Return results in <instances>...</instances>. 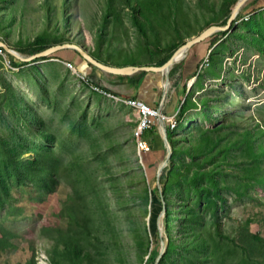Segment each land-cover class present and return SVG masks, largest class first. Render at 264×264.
<instances>
[{"label": "rangeland", "instance_id": "obj_1", "mask_svg": "<svg viewBox=\"0 0 264 264\" xmlns=\"http://www.w3.org/2000/svg\"><path fill=\"white\" fill-rule=\"evenodd\" d=\"M239 1L0 0V42L29 57L43 37L107 66H155ZM252 1L208 38L174 146L156 127L146 162L135 111L79 73L77 52L22 62L0 48V264H154L160 240L162 264H264V7Z\"/></svg>", "mask_w": 264, "mask_h": 264}, {"label": "crops", "instance_id": "obj_2", "mask_svg": "<svg viewBox=\"0 0 264 264\" xmlns=\"http://www.w3.org/2000/svg\"><path fill=\"white\" fill-rule=\"evenodd\" d=\"M208 46V42L204 41L192 46L187 51L176 74L180 75L179 86L174 88L175 92L169 97L165 96L164 99L162 89L164 75L161 73L143 72L142 74L137 75V73H140L137 72L129 76L110 75L99 71L91 65H87L84 61L82 66L79 67V73L87 76L90 83L104 88L105 91H108L116 97L138 99L149 107L155 109H159L160 104L163 101L161 105V113L167 117H171L178 110L179 101L182 97V86L186 83L189 77L196 73L200 62L205 58ZM111 67L114 66L111 65ZM135 75L136 77H133ZM147 134H149V131L145 133L146 136ZM151 134H155V130H153ZM157 143V139L151 141L152 146H157Z\"/></svg>", "mask_w": 264, "mask_h": 264}, {"label": "water", "instance_id": "obj_3", "mask_svg": "<svg viewBox=\"0 0 264 264\" xmlns=\"http://www.w3.org/2000/svg\"><path fill=\"white\" fill-rule=\"evenodd\" d=\"M248 0H240L232 9L231 15L228 18L226 24L223 27H217V26H212L207 28L206 30L202 31L199 35H197L196 37L190 39L189 41H186L183 45H181L178 49L175 50V52L172 54V56L161 66H144V67H137V66H127V67H111V66H107L104 65L98 61H96L95 59H93L85 50H83L82 47L74 44V43H65V44H60V45H54L52 47H49L39 53H36L34 55H31L29 57H23L21 56L19 53L9 49L5 44L0 42V48H2L5 52L9 53L10 55H12L13 57H15L16 59H19L22 62H28V61H32L34 59H40L46 56H50L60 50L63 49H71L75 52L78 53V55L84 60V62L87 65H91L92 67L98 69L99 71L103 72V73H107V74H111V75H117V76H129L132 75L134 73L137 72H157V73H161L165 76V82L163 84V99L165 98V93L167 90V86H169V72L170 69L172 68L173 65L177 64L178 62H180V60H182V58L184 57L185 53L194 45L208 39L211 35H213L216 32H223L226 29L229 28V26L231 25L233 19L235 18V16L237 15L238 11L240 10L241 6ZM179 51H183L184 55L180 58H177V53ZM163 102V101H162ZM162 102L160 104L159 109H157L158 112H160L161 110V105ZM159 126L161 128L162 134H163V143L167 145L168 141H167V137H166V132H165V124L162 121H159ZM171 152L170 150H168L167 147V157L169 158ZM165 162L162 163V165L157 169V173H156V184L159 185V173L161 172L162 167L164 166ZM162 211L160 213V217L163 216L164 214V203L162 201ZM158 230V234L159 237L161 239V232H160V228L159 226L157 227ZM164 252V245L162 240H160V248H159V252L157 257L155 258V262L154 264H158L159 260L162 256Z\"/></svg>", "mask_w": 264, "mask_h": 264}, {"label": "built area", "instance_id": "obj_4", "mask_svg": "<svg viewBox=\"0 0 264 264\" xmlns=\"http://www.w3.org/2000/svg\"><path fill=\"white\" fill-rule=\"evenodd\" d=\"M247 17L248 15L246 17H243V19L241 20H245L247 19ZM206 58L207 57H205L204 59ZM68 66H70V64H68ZM195 79H196L195 74L187 79L186 83L184 84L186 92H188L192 88ZM96 89L100 90L99 88ZM120 100L126 106L133 109L136 113L137 121L132 131V137L136 143V148L139 153L149 151V143L144 135L146 132L150 131L154 126L157 128L160 127L159 121H162L170 129H174L177 125L176 122L177 113H174L173 116L171 117H167L161 113V110L160 112H158L157 109L149 107L148 105H146L145 103H143L138 99L120 98Z\"/></svg>", "mask_w": 264, "mask_h": 264}, {"label": "trees", "instance_id": "obj_5", "mask_svg": "<svg viewBox=\"0 0 264 264\" xmlns=\"http://www.w3.org/2000/svg\"><path fill=\"white\" fill-rule=\"evenodd\" d=\"M252 5L254 6V7H252V8H254V10L256 9V10H260L262 7H264V0H253L252 1ZM252 10V9H251ZM253 10V11H254ZM219 34L220 35H226L227 34V31H223V32H219ZM204 41H207V39L206 40H204ZM204 41H202V42H204ZM202 42H200V43H202ZM56 43H61V42H56ZM200 43H198V44H200ZM46 45H48V40L47 39H45V38H43V37H37L36 39H34V41L32 42V44H31V49H30V52L33 54V53H37V52H41V51H43V50H45L46 48H48ZM60 45V44H59ZM212 45L211 44H209V46H208V50L210 49V47H211ZM2 49V48H1ZM207 50V51H208ZM207 51H206V54H207ZM158 52V51H157ZM179 53V52H178ZM177 53V54H178ZM210 53H211V51H210ZM209 53V54H210ZM205 54V55H206ZM170 57H163L162 59H160V60H158L157 61V63H156V65L155 66H161L162 64H164L168 59H169ZM84 61V60H83ZM179 66H180V63H177V64H175V65H173L172 66V68L170 69V72H169V76L170 77H172V76H175L176 74H177V72H178V70H179ZM197 73V72H196ZM195 73V74H196ZM177 76H179L180 77V75H177ZM194 83H195V81H194ZM194 83H193V85H192V88H193V86H194ZM191 88V89H192ZM191 89L188 91V93L191 91ZM104 92H106V93H109L108 91H105V90H103ZM182 91L185 93L186 91H185V85H183L182 86ZM185 107V101H182V103L180 104V106L178 107V110H177V118H176V122L178 123V121L182 118V116H183V114H184V108ZM156 129V127L154 126L152 129H151V131H149V132H151L152 133V131L153 130H155ZM165 132H166V137H167V141H168V143H169V145H171V147L172 146H174V142H173V139H172V137H173V134H175L174 133V129H170L169 127H167L166 126V129H165ZM144 136H146V135H144ZM153 153L154 152H152V150L150 149L149 151H147V152H141V159H142V161L143 162H146V160H147V158L149 157L150 159H152V160H156V157L155 156H153ZM156 154V153H155ZM171 154H173V152L171 153ZM171 172V170H169V173ZM160 182H162V179L160 180ZM155 183L156 182H152V185L154 184L155 185ZM161 184V183H160ZM153 185V186H154ZM162 191H163V193L164 194H166V189H162ZM155 194V193H154ZM163 196V195H162ZM158 201L157 199H153V202L155 203L156 201ZM162 209V208H161ZM152 215H153V212H151L150 213V216L152 217ZM165 216H168V211H167V209H165ZM80 220V222L81 221H83V218H80L79 219ZM155 230V232L156 233H158V230H157V228H155L154 229ZM159 237V234H156V238H158ZM157 243H154L153 241H151V251H150V254H149V257H148V261H150L151 263H154L155 262V258L157 257V255H158V249H157ZM83 250V249H82ZM86 252V251H85ZM84 252V253H85ZM168 253V248H166V251L164 252V254L162 255V257L160 258V260H159V263L158 264H162V262L164 261V258L167 256L166 254ZM91 256H92V254L91 253H89V257H88V259H91Z\"/></svg>", "mask_w": 264, "mask_h": 264}, {"label": "bare ground", "instance_id": "obj_6", "mask_svg": "<svg viewBox=\"0 0 264 264\" xmlns=\"http://www.w3.org/2000/svg\"><path fill=\"white\" fill-rule=\"evenodd\" d=\"M184 55L183 51H179V53L177 54V58H180ZM168 87V86H167ZM161 132V131H160ZM162 133V132H161ZM162 137V136H161Z\"/></svg>", "mask_w": 264, "mask_h": 264}]
</instances>
